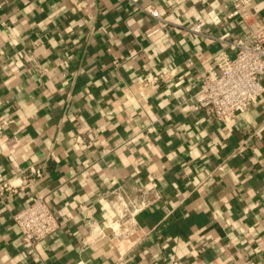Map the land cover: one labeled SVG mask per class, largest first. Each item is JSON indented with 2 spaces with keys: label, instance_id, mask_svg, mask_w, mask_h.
<instances>
[{
  "label": "crops",
  "instance_id": "crops-1",
  "mask_svg": "<svg viewBox=\"0 0 264 264\" xmlns=\"http://www.w3.org/2000/svg\"><path fill=\"white\" fill-rule=\"evenodd\" d=\"M199 18L209 36L186 29ZM259 29L264 0H0V181L44 171L0 201V264H264V97L226 122L195 97ZM141 187L161 199L132 236H89L111 191ZM37 194L60 230L30 247L14 217Z\"/></svg>",
  "mask_w": 264,
  "mask_h": 264
},
{
  "label": "built area",
  "instance_id": "built-area-1",
  "mask_svg": "<svg viewBox=\"0 0 264 264\" xmlns=\"http://www.w3.org/2000/svg\"><path fill=\"white\" fill-rule=\"evenodd\" d=\"M159 24L166 27L168 21L161 16L157 7L152 5L141 7ZM204 18L197 19L186 29L192 35L209 36L205 29ZM159 27L147 31L150 37ZM223 40L224 37H220ZM232 54L224 51L216 57L219 72L209 70L200 83L195 95L199 107L213 121L226 122L238 114L248 112L260 98L264 97V29L244 33L229 42ZM41 76L47 69L40 64L31 67ZM14 120L0 118V132L11 126ZM88 136L96 133L90 130ZM84 139L79 136L80 142ZM44 171L40 167L31 166L21 175L20 182L16 177L0 181V201L18 193L19 189L31 188L35 178H41ZM207 175L203 182L211 179ZM105 201L112 212L110 221L98 223L93 218L88 223V234L95 240L109 237L123 240L132 236L138 229L137 215L152 207L161 199L159 193H151L145 187L138 188L137 195L131 196L117 188L108 195ZM15 222L20 229L19 244L35 247L42 241L54 236L60 230V222L43 195H35L31 203L15 214Z\"/></svg>",
  "mask_w": 264,
  "mask_h": 264
}]
</instances>
